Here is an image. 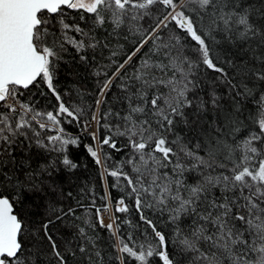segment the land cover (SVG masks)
I'll use <instances>...</instances> for the list:
<instances>
[{
  "label": "snow or ice",
  "instance_id": "6c2138e0",
  "mask_svg": "<svg viewBox=\"0 0 264 264\" xmlns=\"http://www.w3.org/2000/svg\"><path fill=\"white\" fill-rule=\"evenodd\" d=\"M63 8L82 10L81 19L83 13L91 14L96 25H103L108 13L114 29H120L126 19L153 21L147 28H136L142 35L138 46L99 89L105 96L145 45L155 44L126 78L128 83L120 86L127 102L123 115L115 113L121 123L114 128L104 124L110 134L103 138L91 133L98 147L125 153L118 167H105V172L117 184L125 182L127 195L134 199L139 219L152 236L145 235L137 244L129 235L133 242H126L118 217L105 223L110 201L95 209L96 223L85 221L86 226L98 225L115 238L112 246L119 264H125L126 256L137 264H151L153 257L161 264H184L185 260L188 264H264V0H0V107L4 109L0 111V264H32V255L21 239L24 226L15 205L23 200L25 190H43L33 182L35 176H51L53 170L61 169L71 174L78 167L71 155V148L79 147L78 139L67 135L60 125L61 117L79 120L81 110L66 105L54 81L66 43L80 51L95 49L100 42L79 25L66 23ZM53 14L60 16L62 40L49 31ZM170 23L194 42L195 58L187 54L177 32L161 35ZM69 30L88 41L69 38ZM226 46L235 51L229 53ZM153 56L163 58L154 61ZM201 67L206 74H215L211 79L204 77L209 84L206 96L196 91L201 88L196 79ZM40 81L59 102L57 111L41 112L18 99L19 89L39 87ZM257 85L256 130L240 137L244 127L241 102L255 99ZM161 87L167 92H160ZM225 96L231 102L228 108L221 103ZM102 103L96 100L98 108ZM209 113L212 116L206 119ZM111 115L94 113L91 119L100 125L101 118ZM85 126H91L90 122ZM184 128L189 132L199 129L194 144L183 134ZM116 137L126 143L121 147ZM33 148L56 156L42 164L38 173L28 172L29 187L25 189L15 173L17 153H30ZM87 152L101 163L97 150L88 146ZM19 163L30 167L27 160ZM193 174L194 182L189 183ZM145 209L168 212L169 222L175 226L171 251L168 236L157 230ZM128 211L125 199L120 198L115 212ZM67 215L74 216L75 209L61 210L56 219ZM186 219L191 224L181 228ZM51 223L43 225L44 236L58 264H67L48 231ZM77 231L82 241L79 252L91 247L94 251L88 260L103 264L95 237L87 235L86 227Z\"/></svg>",
  "mask_w": 264,
  "mask_h": 264
},
{
  "label": "trees",
  "instance_id": "16d2710c",
  "mask_svg": "<svg viewBox=\"0 0 264 264\" xmlns=\"http://www.w3.org/2000/svg\"><path fill=\"white\" fill-rule=\"evenodd\" d=\"M62 12L66 23L79 25L85 33H88L90 37H95V40L100 42L95 49L86 47L80 51H77L71 43H66V50L60 54L62 58L58 61V70L54 81L55 87L66 105L70 108L81 110L79 120L73 121L71 118L61 117L62 122L60 125L67 135L78 139L79 147L71 148L72 158L77 162L78 167L71 174L62 169L53 170L51 176L47 173H44L43 176L37 174L33 182L38 186V189L42 187L43 190H25L23 200L15 205V213L23 221L24 233L21 239L25 249L29 250L32 255V264H58L57 259L52 255L51 245L43 232V225L49 220L52 223L49 225L48 231L55 240L60 252L64 255L67 264H91L88 256L94 250L89 247L88 252L82 254L78 249V245L82 243L77 231L79 227H86L87 235L95 237L98 249L103 255V264H119V261L115 259L117 253L112 246L115 238L110 236L107 229L100 228L98 225L95 228L88 227L85 224V221H90L92 224L96 223V208L102 209L106 203L111 202L112 207L107 214L111 215V218L113 216L118 217L117 222L120 224V234L130 245L133 241H129V235L139 244L145 235L151 237L152 233L151 229L139 219L140 214L135 210L134 199L127 195L129 190L125 187V182L121 181L117 184L116 179L105 172V167L109 170L118 167L125 153H117L108 146L98 147V141L93 140L92 135L86 133L87 127L85 124L86 122H94L91 119L94 113L98 117H103L105 113L111 112L112 115L107 119L101 118L100 125L96 124V134L98 137L103 138L110 134L108 129L103 126L104 124H110L114 128L121 123L115 113L119 112L123 115L127 109V102L123 99L124 93L120 86L128 83L126 78L133 74L146 54H151L150 50L155 47V44L149 42L145 45L130 64L122 70L121 78L114 80L111 89L107 91L105 96L99 94V89L104 81L112 76L116 67L123 63L127 56L138 46L142 35L137 32L136 28H147L153 21L145 18V20L137 23L126 19L120 29H114L108 13H105V23L96 25L91 14L83 13L85 18L81 19L82 10L63 8ZM160 14L157 13L156 15L159 16ZM59 19L60 16L54 14L48 27L50 32H53L58 39L62 40L61 26L58 23ZM170 31H175L180 35L181 42L187 49V54L195 58L197 54L194 50V42L185 33L177 29L174 23H170L168 29H165L161 35L166 37ZM67 35L69 38L88 41L87 37L72 30H69ZM105 44L108 47H104ZM226 48H228L229 53L235 51L234 48L229 46H226ZM113 52L117 54L113 56ZM81 56L84 57L83 60H81ZM162 58V56L152 57L154 61H159ZM156 75L160 76L162 74L157 72ZM168 75L170 76L171 72ZM205 75L208 76V79H211L215 74H206L202 67L199 69L196 79L201 82V88L196 90L197 95H207L209 84L204 79ZM18 91L21 93L19 97L38 111L55 112L58 110L59 102L56 101L42 81H40L39 87L30 86L29 89H19ZM152 91H155V89ZM159 91L166 93L167 89L161 87ZM218 91L223 93L224 89L219 88ZM254 92L255 99L249 97L241 102V119L244 122V127L239 133L240 137L246 135L248 131L256 130L254 121L257 120L259 113L257 101L259 99L260 85L256 86ZM97 99L104 101L99 108L96 105ZM221 103L228 108L231 102L225 96ZM3 110L0 107V111ZM211 116L212 113H209L206 119ZM221 119H223L222 115ZM198 131L199 129L189 132L187 128H184L183 134L189 136L194 144ZM45 134L54 135L55 133ZM116 139L121 147L126 143L124 138L116 137ZM88 146L93 147L94 150L97 148L100 153V164H97L95 158L87 152ZM55 156L56 153H46L35 148L30 153H17L18 163L15 173L25 189L29 187L28 172L35 170L38 173L40 166L49 162ZM105 157L108 158L106 159ZM21 160H27L30 167H23L19 163ZM194 179L195 174L189 178V183H193ZM41 180H43V184H41ZM69 193H71V196L68 195ZM122 197L125 199V204L129 207V211L117 213L115 212L116 202ZM69 208L75 209L74 216L67 215L59 220L56 219L58 215H61V210L66 213ZM145 214L154 221L157 230L168 236V249L171 251L173 247L171 234L175 226L169 222L168 212L164 211L161 213L160 211L145 209ZM190 224L191 220L186 219L180 227L187 229ZM73 253L75 254L73 255ZM253 255H249L248 259L252 260ZM94 259L95 257L93 256ZM125 264H137V262L133 258L126 256ZM151 264H161V262H159L157 257H153L151 258ZM184 264H188V261L185 260Z\"/></svg>",
  "mask_w": 264,
  "mask_h": 264
},
{
  "label": "rangeland",
  "instance_id": "374dc122",
  "mask_svg": "<svg viewBox=\"0 0 264 264\" xmlns=\"http://www.w3.org/2000/svg\"><path fill=\"white\" fill-rule=\"evenodd\" d=\"M90 125L91 126H89V127H87V134H91V133H93V132H96L95 131V129H96V123H95V121L94 122H92V123H90ZM96 150H97V148H96ZM97 152H98V155H99V157H100V153H99V151L97 150Z\"/></svg>",
  "mask_w": 264,
  "mask_h": 264
},
{
  "label": "built area",
  "instance_id": "2783aa9c",
  "mask_svg": "<svg viewBox=\"0 0 264 264\" xmlns=\"http://www.w3.org/2000/svg\"><path fill=\"white\" fill-rule=\"evenodd\" d=\"M18 99L24 102L19 96H18ZM104 219H105V223L111 222V217L106 213H104Z\"/></svg>",
  "mask_w": 264,
  "mask_h": 264
},
{
  "label": "bare ground",
  "instance_id": "6f19581e",
  "mask_svg": "<svg viewBox=\"0 0 264 264\" xmlns=\"http://www.w3.org/2000/svg\"><path fill=\"white\" fill-rule=\"evenodd\" d=\"M26 103V102H25ZM95 131H96V129H95ZM86 132H87V128H86Z\"/></svg>",
  "mask_w": 264,
  "mask_h": 264
},
{
  "label": "water",
  "instance_id": "95a60500",
  "mask_svg": "<svg viewBox=\"0 0 264 264\" xmlns=\"http://www.w3.org/2000/svg\"><path fill=\"white\" fill-rule=\"evenodd\" d=\"M54 15V14H53ZM22 89V88H21ZM22 90H26V89H22Z\"/></svg>",
  "mask_w": 264,
  "mask_h": 264
}]
</instances>
